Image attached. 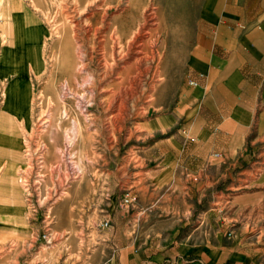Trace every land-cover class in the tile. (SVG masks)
Segmentation results:
<instances>
[{
	"label": "rangeland",
	"instance_id": "1",
	"mask_svg": "<svg viewBox=\"0 0 264 264\" xmlns=\"http://www.w3.org/2000/svg\"><path fill=\"white\" fill-rule=\"evenodd\" d=\"M18 1L32 21L30 40L23 38L15 14L19 9L12 8L10 27L0 14V75L23 74L25 61H31L37 73L28 123L18 125L21 165L15 177L6 183L0 180V264H73L69 253L75 243L69 236L85 229L81 223L99 209L92 204L97 198L104 201L103 188L119 184L118 189L125 183L118 205L123 191L135 197L134 187L126 181H132L135 151L145 143L142 123L169 115L187 93L186 59L195 2ZM94 28L99 29L97 35L112 38L99 53L94 48L89 61L93 44L81 38L83 30L91 34ZM11 30L16 31L17 41L9 49L4 46L12 44ZM27 40L31 51L24 49ZM37 44L40 64L32 57ZM129 45L138 47L135 53L127 50ZM3 85L0 82V103ZM6 125L1 120L0 130L6 131ZM12 132L7 130L9 135ZM251 157L248 168L256 161ZM238 172L235 168L224 181L188 194L190 208L179 212L198 218L206 211L213 229L228 228L225 239L235 236L264 261V184L256 182L261 173L252 171L244 181ZM239 182L241 188L233 189ZM15 191L23 195L25 214L1 206L13 201ZM174 196L170 201L181 207L180 196ZM97 210L93 219L101 215Z\"/></svg>",
	"mask_w": 264,
	"mask_h": 264
},
{
	"label": "crops",
	"instance_id": "2",
	"mask_svg": "<svg viewBox=\"0 0 264 264\" xmlns=\"http://www.w3.org/2000/svg\"><path fill=\"white\" fill-rule=\"evenodd\" d=\"M193 1L196 20L186 81L195 86L188 85L172 113L142 123L145 143L135 151L132 181H126L134 187L136 201L126 208L117 204L125 183L103 188L104 201L97 198L92 204L99 209L81 223L85 229L69 236L75 243L69 253L73 264H264L235 236L225 239L228 228L213 229L206 211L198 218L179 212L190 208L188 194L224 181L235 168L244 181L258 171L256 182L264 184V0ZM24 9L18 0H0L8 27L15 12L23 38L30 40L32 21ZM10 35L12 44L4 46L9 49L17 41L15 30ZM29 40L24 49L31 51ZM36 73L25 61L23 74L0 75V121L7 122L6 131L0 130L4 183L15 177L23 159L18 125L28 123ZM251 156L256 161L248 168ZM173 195L180 196L181 207L170 201ZM1 206L25 214L22 193L15 191L13 201ZM96 210L101 215L93 219Z\"/></svg>",
	"mask_w": 264,
	"mask_h": 264
},
{
	"label": "bare ground",
	"instance_id": "3",
	"mask_svg": "<svg viewBox=\"0 0 264 264\" xmlns=\"http://www.w3.org/2000/svg\"><path fill=\"white\" fill-rule=\"evenodd\" d=\"M64 2V1H63ZM75 9V8H74ZM73 12V11H72ZM73 17V16H72ZM72 17H70V19L72 18ZM105 20V19H104ZM104 27V26H103ZM107 27V26H106ZM102 28V27H101ZM101 28H100V30H101ZM92 30V29H91ZM89 32V30L88 31H86V30H83V36H82V38H81V41L82 42H84V41H87L88 43L90 42V43H92L93 44V48H91L90 47V56H89V61H92L93 60V54H95V52H94V48H96V52H98L99 50H101V48L104 46V45H106L107 44V41H108V39H110L111 40V36L112 35H110L109 37H108V39H105V36H99V35H97V34H99L98 32H99V29L98 28H94L91 32V34H89L88 33ZM103 32V31H102ZM103 35V34H102ZM37 37L36 38H38V34L36 35ZM89 36V37H88ZM137 37V36H136ZM135 37V38H136ZM145 38V37H144ZM39 40L37 39V42H38ZM137 44V43H136ZM140 44V43H139ZM138 44V45H139ZM137 45V46H138ZM140 46V45H139ZM146 46V45H145ZM65 47L66 46H64L63 47V50L62 49H60V51H59V55L61 56V57H63V55L65 54ZM144 48V47H143ZM138 49V47H134L133 49L131 48V45H129L128 47H127V50L128 51H133V53H135L134 52V50H137ZM35 51V52H34ZM33 51V55H32V57H33V59L34 60H36V62H38V64H40V58H41V54H40V51H39V45L37 44L36 45V48H35V50ZM125 51V50H124ZM102 52V51H101ZM99 53V52H98ZM103 53V52H102ZM101 53V54H102ZM141 53V52H140ZM143 53V52H142ZM140 55V54H139ZM143 55V54H142ZM108 56V55H107ZM125 56V55H124ZM136 56V55H135ZM103 58V57H102ZM137 57H135L134 58V60L136 59ZM95 59H97V58H95ZM144 59H145V57H144ZM97 60H99L100 61V59H99V56H98V59ZM108 60H110L109 58H108ZM94 62V61H93ZM141 62H143V61H141ZM140 62V63H141ZM109 63V62H108ZM113 63V62H112ZM135 63V62H134ZM139 63V62H138ZM137 64V63H136ZM85 66V65H84ZM106 64L105 63H103V65L101 66V67H103L104 68V70L106 69ZM114 66V65H113ZM98 67V66H97ZM84 68V67H83ZM100 68V67H99ZM101 69V68H100ZM85 70V69H84ZM99 71V70H98ZM100 72V71H99ZM105 72V71H104ZM113 73V72H112ZM100 74V73H99ZM104 75V74H103ZM102 75V76H103ZM110 75V74H109ZM106 76V75H105ZM108 76V75H107ZM99 78V77H98ZM103 78V77H102ZM105 78V77H104ZM103 78V79H104ZM101 81V80H100ZM127 81V80H126ZM119 83V82H118ZM96 87V86H95ZM118 91H119V89H117ZM118 91H115L114 93H116L117 94V92ZM103 92V91H102ZM106 92V91H105ZM112 93V92H111ZM113 93V94H114ZM104 94V93H103ZM106 94V93H105ZM112 94V95H113ZM110 96H111V94H110ZM112 99V97L110 98V100ZM112 101V100H111ZM110 102V101H109ZM113 102V101H112ZM116 103V102H115ZM109 104L110 103H108V106H109ZM113 108V107H112Z\"/></svg>",
	"mask_w": 264,
	"mask_h": 264
},
{
	"label": "built area",
	"instance_id": "4",
	"mask_svg": "<svg viewBox=\"0 0 264 264\" xmlns=\"http://www.w3.org/2000/svg\"><path fill=\"white\" fill-rule=\"evenodd\" d=\"M187 84L189 86H195V82L191 79H187ZM135 201V197L132 195L131 192L129 191H123L120 195V207L122 208H126L129 207L130 205H132V203H134ZM102 227H106L107 223L106 222H102L101 223Z\"/></svg>",
	"mask_w": 264,
	"mask_h": 264
}]
</instances>
